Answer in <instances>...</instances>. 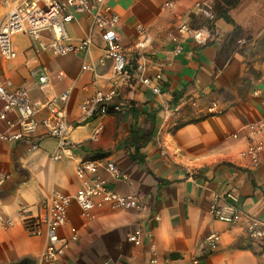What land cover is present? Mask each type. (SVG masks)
I'll use <instances>...</instances> for the list:
<instances>
[{"label": "crops", "instance_id": "obj_1", "mask_svg": "<svg viewBox=\"0 0 264 264\" xmlns=\"http://www.w3.org/2000/svg\"><path fill=\"white\" fill-rule=\"evenodd\" d=\"M110 1L121 16L118 33L127 56L145 54L148 75L163 73L165 93L155 95L138 86L131 96L128 86L113 78L111 61L98 63L104 41L86 14L67 22L66 30L74 39L92 36V54L87 60L81 53L57 56L49 49L39 50L30 36L16 34L12 44L17 56L2 63L0 79L9 78L12 87L28 88L34 102L72 88L68 107L72 130L70 145L60 160L52 158L58 140L46 135L42 127L29 140H0V176L4 178L0 214L15 217L22 206L36 214L38 204L52 192L76 193L79 159L111 160L127 173L128 180H117L105 170L100 174L115 190L136 194L145 208H100L87 221L73 202L70 224L78 227L80 239L59 264H153L151 241L157 264H194L195 260L200 264H264L262 247L249 238L243 223L222 222L209 212L213 192L225 195L233 191L243 210L264 221V152L256 167L238 157L248 144L243 125L264 114V25L235 36L233 23L224 18L209 21L198 11L197 2L212 8L214 0H179L166 11L161 6L167 0ZM13 6L14 0H0V26ZM261 9L264 0H247L234 17L245 25ZM183 22L193 28L211 27V37L204 44L193 37L175 42ZM85 61L96 64L99 77L82 69ZM40 67L51 78L44 90L37 83ZM114 87L118 94L108 114L82 116L84 100L98 89ZM197 95V108L185 107L173 117L176 126L163 137L167 146L163 155L156 134L164 102L178 104ZM213 102L221 111L217 115L207 111ZM45 115L43 111L38 117ZM99 123L104 129L95 140L92 133ZM236 132L241 134L239 139L230 137ZM34 143L38 144L35 149ZM156 215L160 220H155ZM136 227L144 231L140 245L127 237ZM147 230L152 232L150 240ZM210 233L220 235L214 250L204 243ZM44 245L45 238L30 235L18 219L12 228L0 226V264H36Z\"/></svg>", "mask_w": 264, "mask_h": 264}, {"label": "built area", "instance_id": "obj_2", "mask_svg": "<svg viewBox=\"0 0 264 264\" xmlns=\"http://www.w3.org/2000/svg\"><path fill=\"white\" fill-rule=\"evenodd\" d=\"M179 0L165 1L161 9L170 10ZM198 11L205 15L209 21L215 20V13L205 2H197ZM79 14H86L91 18L94 28L100 30L104 41L103 53L98 58V63L105 65L111 61L113 78L124 82L133 96L134 89L138 86L147 87L153 94L165 93L163 85V73L154 75L147 73L148 57L138 53L133 57L127 56L124 45L118 33L121 16L114 9L110 0H14L13 8L8 12L4 22L0 26V71L2 63L16 58L17 53L13 47L12 39L18 33H24L38 42L39 50H51L57 56L69 53H81L85 59L92 54L93 39L90 34L83 38H72L67 30L66 23L73 21ZM143 29L140 34L143 35ZM179 35L174 41L180 43L182 39L193 37L199 44L206 43L211 37L212 29L209 26L193 28L187 22L178 27ZM45 32L50 33L46 35ZM83 70L92 71L95 78L96 64L85 61ZM63 74L58 77L62 78ZM50 76L45 67L38 69V85L44 90L50 84ZM72 88L61 93L52 94L44 102H34L26 87H12L9 78L0 79V140L18 142L31 139L42 127L45 134L58 140L57 148L52 155L54 160H60L66 147L70 145L68 136L72 125L68 120V107ZM118 94L116 87L108 91L98 89L95 94L81 104L80 111L84 118L101 117L110 112L111 104ZM199 95L186 97L178 104L164 102L162 107V122L156 134V141L162 148L161 153L166 154L167 146L164 143V135H170L176 124L172 122L175 115L185 107H198ZM217 102L208 107L209 115H217L221 111ZM43 111L46 115L39 119ZM104 129V124L99 123L92 138L98 139ZM248 144L238 153V157L247 162L249 166L256 167L261 163V154L264 152V114L255 121L246 123L242 127ZM240 132L231 134L233 139L240 138ZM38 144L34 143L33 148ZM105 170L117 180L127 181L128 175L123 172L114 161H102L92 158H81L76 163V176L80 181V187L74 195H67L54 191L43 199L34 214L27 206H22L15 217L0 214V226L4 229L12 228L16 220H20L27 232L32 236H43L45 245L38 255L36 264H59L67 254L71 245L80 239L78 227L70 224L69 210L75 202L80 208L82 217L89 221L95 215V210L100 208L134 209L142 211L145 205L140 198L133 193H121L109 185L108 179L100 172ZM4 178L0 176V185ZM233 200V201H230ZM210 214L219 221L229 224L243 223L246 234L256 241L263 249L264 255V221L257 215L247 212L238 204L237 195L233 191L225 195L218 192L212 193V202L209 208ZM155 220H160L156 215ZM143 227H136L128 234V240L136 245L144 242ZM62 230L67 233L63 234ZM146 237L152 238V232L147 230ZM205 246L214 250L219 246L220 235L210 233L205 236ZM151 262L158 263L157 250L151 241ZM194 264H200L195 260Z\"/></svg>", "mask_w": 264, "mask_h": 264}, {"label": "trees", "instance_id": "obj_3", "mask_svg": "<svg viewBox=\"0 0 264 264\" xmlns=\"http://www.w3.org/2000/svg\"><path fill=\"white\" fill-rule=\"evenodd\" d=\"M247 0H214L212 10L216 18H224L235 26V36H241L245 31L255 32L264 25V9L252 16L245 25L235 19V14L245 5ZM251 35H248L250 38Z\"/></svg>", "mask_w": 264, "mask_h": 264}]
</instances>
